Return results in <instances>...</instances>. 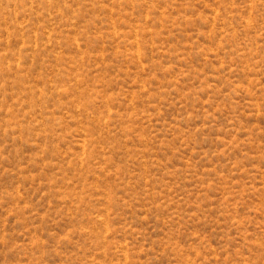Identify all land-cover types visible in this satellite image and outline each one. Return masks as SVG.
Here are the masks:
<instances>
[{"label":"rangeland","instance_id":"374dc122","mask_svg":"<svg viewBox=\"0 0 264 264\" xmlns=\"http://www.w3.org/2000/svg\"><path fill=\"white\" fill-rule=\"evenodd\" d=\"M0 264H264V0H0Z\"/></svg>","mask_w":264,"mask_h":264}]
</instances>
